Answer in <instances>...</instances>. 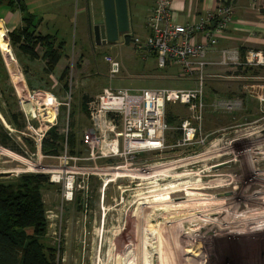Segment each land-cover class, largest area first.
Returning a JSON list of instances; mask_svg holds the SVG:
<instances>
[{
	"label": "rangeland",
	"instance_id": "rangeland-1",
	"mask_svg": "<svg viewBox=\"0 0 264 264\" xmlns=\"http://www.w3.org/2000/svg\"><path fill=\"white\" fill-rule=\"evenodd\" d=\"M140 1L138 24L146 11V0ZM66 2L57 26L47 28L56 33L55 45L63 42L52 72L46 70L40 47L31 58L10 44L12 28L0 19L5 70V75L0 71V134L6 132L10 140L8 147L0 144V180L26 173H43L50 180L60 167L74 172L80 190L73 200L61 195V182L41 188L48 224L44 242L56 248L60 264H264V67L254 71L256 77L238 78L227 66L210 73L202 100L201 144L177 145L181 132L170 130L160 152L90 156L80 139L91 124L88 102L104 87L194 85L169 81L163 76L169 74L166 69L151 57L143 59L128 42L96 45L97 18L78 13L85 0ZM106 56L120 65L111 80ZM47 96L52 101L43 104ZM219 100L235 105L215 106ZM167 112L172 127L188 113L177 102L167 104L165 120ZM11 114L18 127L11 124ZM51 127L60 142L57 154L44 155L40 139ZM64 153L82 159L65 168Z\"/></svg>",
	"mask_w": 264,
	"mask_h": 264
},
{
	"label": "built area",
	"instance_id": "built-area-1",
	"mask_svg": "<svg viewBox=\"0 0 264 264\" xmlns=\"http://www.w3.org/2000/svg\"><path fill=\"white\" fill-rule=\"evenodd\" d=\"M256 1L252 4L255 7ZM232 2H220L202 20L178 24L172 20L170 0H155L146 18V34L128 33V44L142 57L153 56L159 69L168 64L175 66V77L190 81L194 87L185 88H110L104 87L92 101L88 102L90 127L82 132L80 143L90 156L97 152L163 151L165 134L170 130L181 132L177 145L201 144L198 134L202 122L203 95L210 64L227 66L239 71L246 67H264V51L248 49L241 53L235 48L220 50L219 59L208 62V50L217 42V37L232 22ZM109 80L119 73V63L106 56ZM240 77V76H238ZM44 101L43 103H45ZM169 102L186 107L187 117L172 127L165 120V108ZM215 106L232 107L235 102L217 101ZM41 140V139H40ZM82 158L64 153L61 162L76 163ZM57 169L58 174L50 175V182H61V195L73 200L80 190L73 171ZM55 170V171H57ZM63 174L62 173H66ZM86 195V194H85Z\"/></svg>",
	"mask_w": 264,
	"mask_h": 264
},
{
	"label": "trees",
	"instance_id": "trees-1",
	"mask_svg": "<svg viewBox=\"0 0 264 264\" xmlns=\"http://www.w3.org/2000/svg\"><path fill=\"white\" fill-rule=\"evenodd\" d=\"M3 1L11 10L17 9L21 13L20 25L8 30L10 44L31 58L37 56L36 48L40 47L46 70L52 72L61 57L63 42L55 45V35L36 31L34 15L26 10L22 0H0V4ZM124 41L128 42L127 36ZM0 71L5 75L1 59ZM63 75L64 72L59 77L61 80L64 78ZM84 100L83 110L86 104ZM166 120L168 123L173 121L169 112L166 114ZM10 121L15 127L19 126L16 124L15 114L10 115ZM4 133L0 134L2 136L0 144L8 147L6 141L10 140L7 133ZM73 138V134L67 138L71 145L74 142ZM59 142L60 135L55 127L49 128L41 139L42 153L57 154ZM49 183L47 175L43 173H26L15 179L0 180V264H60L56 248L44 242L48 224L41 188Z\"/></svg>",
	"mask_w": 264,
	"mask_h": 264
},
{
	"label": "crops",
	"instance_id": "crops-1",
	"mask_svg": "<svg viewBox=\"0 0 264 264\" xmlns=\"http://www.w3.org/2000/svg\"><path fill=\"white\" fill-rule=\"evenodd\" d=\"M155 0H146L145 13L141 24H138L137 15L141 7L140 0H127V12L129 22V33L136 34V31L146 34V18L150 14ZM232 2L233 17L232 22L217 37V42L206 53L205 59L208 62H215L219 59V52L225 48H235L241 53L248 49L264 51V0H170V12L172 20L178 24H187L193 20H202L206 15L213 11L220 2ZM256 1L255 7L253 2ZM86 6L82 5L78 13L87 15L93 14L97 18V23L103 20L102 1L99 5L95 1L85 0ZM26 10L34 15L36 31L41 34L55 35L56 33L47 32L49 25L57 26L58 21L62 18V13L68 9L66 0H22ZM1 20L11 28H17L21 23V13L17 9L11 10L5 2L0 4ZM139 29V30H138ZM137 35V34H136ZM57 38V37H56ZM118 44V43H117ZM102 45V44H99ZM62 54V52H61ZM141 56V55H140ZM142 57V56H141ZM154 59L153 56H149ZM149 57H142L147 59ZM155 60V59H154ZM173 64L166 66L163 75L169 81H178L175 77V67ZM219 65L210 64L206 66L205 72L207 78L211 76L212 71L218 70ZM260 67H246L237 71V77H246L251 74L256 77L254 71ZM227 73V68H223ZM230 70V69H229ZM234 70V69H233ZM239 78V77H238ZM188 82L190 81H182ZM167 88V87H166Z\"/></svg>",
	"mask_w": 264,
	"mask_h": 264
},
{
	"label": "water",
	"instance_id": "water-1",
	"mask_svg": "<svg viewBox=\"0 0 264 264\" xmlns=\"http://www.w3.org/2000/svg\"><path fill=\"white\" fill-rule=\"evenodd\" d=\"M101 1L103 21L102 23L93 26L92 33L95 44L104 45L123 42L124 37L129 33L127 0ZM227 195L228 194H221L219 197Z\"/></svg>",
	"mask_w": 264,
	"mask_h": 264
},
{
	"label": "bare ground",
	"instance_id": "bare-ground-1",
	"mask_svg": "<svg viewBox=\"0 0 264 264\" xmlns=\"http://www.w3.org/2000/svg\"><path fill=\"white\" fill-rule=\"evenodd\" d=\"M2 33H3V31H2L1 23H0V35H1ZM50 97H51V96H50ZM50 97L47 96V98L45 99V101L48 102V103L51 102V101H52V97H51V98H50ZM43 104H45V103H43ZM253 152H254V151H253ZM171 187H172V186H171ZM171 187H170V188H171ZM185 194H186V193H185ZM187 194H188V193H187ZM189 194H190V193H189ZM168 198H169L168 196H165V199H168ZM248 206H249V205H248ZM248 211H249V210H248ZM247 217H248V216H247ZM247 217H246V218H247ZM249 217H250V216H249ZM251 217H252V216H251ZM210 220H211V219H210ZM239 220H240V219H239ZM212 221H213V220H212ZM232 221H233V220H232ZM233 224H234V223H233ZM233 224H232V225H233ZM250 225H251V224H250ZM259 225H260V224H259ZM233 226H234V225H233ZM236 226H237V225H236ZM239 226H240V225H239ZM254 226H255V225H253V229H255ZM257 226H258V225H257ZM258 227H259V226H258ZM250 230L252 231V228H251ZM250 230H248V231H250ZM248 233H249V232H248ZM248 233H247V234H248ZM254 233H255V232H254ZM209 235H210V234H209ZM217 235H218V234H217ZM219 238H220V237H219ZM231 238H232V237H231ZM209 240H210V239H209ZM215 240H216V239H215ZM221 240H222V239H221ZM243 240H244V239H243ZM219 242H220V241H219ZM207 243H208V241H207ZM235 243H236V242H235ZM223 244H224V243H223ZM223 244H222V245H223ZM216 245H217V244H216ZM222 248H223V247H222Z\"/></svg>",
	"mask_w": 264,
	"mask_h": 264
},
{
	"label": "flooded vegetation",
	"instance_id": "flooded-vegetation-1",
	"mask_svg": "<svg viewBox=\"0 0 264 264\" xmlns=\"http://www.w3.org/2000/svg\"><path fill=\"white\" fill-rule=\"evenodd\" d=\"M102 21H103V20H102ZM102 21H101L100 23H102ZM126 36H127V35H126ZM126 36H125V37H126ZM125 37H124V40H125ZM127 37H128V36H127ZM92 40H94V38H93V33H92Z\"/></svg>",
	"mask_w": 264,
	"mask_h": 264
}]
</instances>
